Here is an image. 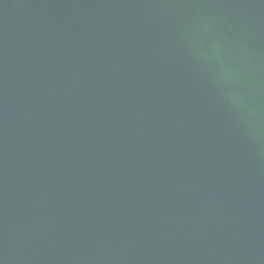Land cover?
I'll use <instances>...</instances> for the list:
<instances>
[{"label": "water", "instance_id": "95a60500", "mask_svg": "<svg viewBox=\"0 0 264 264\" xmlns=\"http://www.w3.org/2000/svg\"><path fill=\"white\" fill-rule=\"evenodd\" d=\"M0 264H264V0H0Z\"/></svg>", "mask_w": 264, "mask_h": 264}]
</instances>
